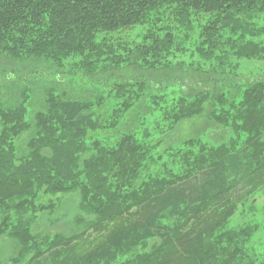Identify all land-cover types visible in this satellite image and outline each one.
<instances>
[{
    "label": "trees",
    "instance_id": "1",
    "mask_svg": "<svg viewBox=\"0 0 264 264\" xmlns=\"http://www.w3.org/2000/svg\"><path fill=\"white\" fill-rule=\"evenodd\" d=\"M199 15V60L176 63L190 50L176 32ZM139 26L148 29L134 47L100 39ZM254 62L264 63V0H0V240L21 245L0 264H237L221 245L237 241L229 222L240 205L264 204V73L245 66ZM44 77L49 90L28 119L20 81ZM3 87L17 91L2 97ZM204 117L213 132L181 137ZM160 148H177L176 172L165 161L156 169ZM75 193L85 232L109 231L84 251L78 236L47 231Z\"/></svg>",
    "mask_w": 264,
    "mask_h": 264
},
{
    "label": "rangeland",
    "instance_id": "2",
    "mask_svg": "<svg viewBox=\"0 0 264 264\" xmlns=\"http://www.w3.org/2000/svg\"><path fill=\"white\" fill-rule=\"evenodd\" d=\"M197 20L193 23V30L192 31H184L182 33L176 32V35L178 36L179 40L182 43V51L189 49L187 55H182L178 54V58L175 60V62H185L187 65L194 64L198 62L197 56L193 55V50L195 48L192 46V44H196L199 41V35L202 29V25L205 24L207 20V16L205 15H199L196 18ZM147 27L145 26H139L130 30H125L116 34H108V35H102L100 39L106 38L108 41H110L113 44H122V45H129L131 47H134L136 44L140 43L143 39V37L146 34ZM183 40V41H182ZM179 41V42H180ZM185 41V42H184ZM79 58H74L71 61H68L65 63L67 71L73 69V64L78 62ZM5 62L4 60H1ZM8 64V62L6 63ZM26 66V65H25ZM21 67L22 71L20 72L21 74H30L29 70L27 67ZM245 66L249 68V72L252 70L256 72L257 74H262L264 73V63L260 62H254V63H245ZM245 67V68H246ZM11 67H8L10 69ZM132 69H128L127 73L129 77L132 76ZM246 71V70H244ZM15 72V71H14ZM13 72V78L17 79V73ZM37 74V73H35ZM256 74V75H257ZM7 76V74L2 75V77ZM47 79V78H46ZM44 78L40 79H31L29 80H23L21 79V83H26L28 86V95L29 98L27 99V107L29 111L28 119H30L33 115V113H36V111L41 110L42 106L38 103L40 100L43 99L45 96V92L49 90V87L47 85V81L49 80L50 82L52 81L51 78H48L46 80ZM23 86V85H19ZM86 86H84L85 88ZM73 88L77 89H82L83 85L80 83L75 82L73 85ZM19 89V88H17ZM88 90V89H87ZM95 92H99L98 88L91 89ZM224 91V89L222 88ZM6 91L8 92H13L17 91L16 89L8 90L6 87H3L1 93L2 97L7 96ZM227 91V90H225ZM237 91V90H233ZM37 92L40 93V96H37ZM179 90L176 91V94H173L171 91H169V98L168 101H172L175 98L179 97ZM241 97V94H238V99L239 100ZM42 98V99H41ZM147 103V102H146ZM149 106V103H147ZM116 107V104H113L111 106V110H114ZM151 113V110L150 112ZM148 113V114H149ZM140 119L139 116H135ZM127 117H125L122 122H125ZM131 118V117H130ZM128 117V121L131 120ZM152 122H153V127H152V134L154 138H157L159 135L158 130H155L157 126L160 124H163L164 122L162 121V112L161 111H155L152 113V117H148ZM143 123H147V118L143 120ZM156 126V127H155ZM217 128L214 124L210 123V121L204 117L202 119H196L194 120L191 124H188L186 127V132L185 130L181 131V137L184 138L186 136L190 137L192 132H197V134H202L204 132H213ZM212 130V131H210ZM187 133V134H186ZM207 135V134H206ZM233 135V133H232ZM228 137V136H227ZM29 140V137L27 136L26 139L24 140V144L27 143ZM167 149V148H164ZM162 148L156 149L154 151L155 155H160V154H165L167 153V156L163 158V161H157L156 162V169L159 171L162 169V165H164V161L166 164H168L169 169H174L176 172L179 168V158L177 157V148L175 149H169L168 152ZM62 205L60 207V210L56 214V216L51 220L52 221V227L49 226L47 228V231H52V233H60L63 234L66 237H79L78 244L81 248L82 251L84 249H91L94 246L100 244L107 235H109V231L107 229L105 230H99V231H90V232H85L86 226L85 224H80L77 222V218L80 215V210H79V204L81 201L80 194L75 193V194H70L67 195L63 198L62 200ZM259 205L256 208V212L249 211V202H247L244 205H240L236 215L231 219L229 222V226L227 228V231H236V236L234 234V240L237 239L236 243L230 244L229 241H226L223 247L227 248V251H232L238 252V259H237V264H264V212H260L259 209H262L264 207L263 200L256 201ZM45 223V221H44ZM244 230H247L248 236H242L243 239H238V235L240 233H243ZM226 231V230H225ZM226 231V232H227ZM229 242V243H228ZM21 249V245L11 239H4L0 240V259L3 261H9L17 257L19 251Z\"/></svg>",
    "mask_w": 264,
    "mask_h": 264
}]
</instances>
